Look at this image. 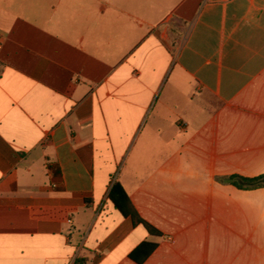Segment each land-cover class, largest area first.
I'll use <instances>...</instances> for the list:
<instances>
[{
	"label": "crops",
	"instance_id": "obj_1",
	"mask_svg": "<svg viewBox=\"0 0 264 264\" xmlns=\"http://www.w3.org/2000/svg\"><path fill=\"white\" fill-rule=\"evenodd\" d=\"M0 41V264H264V0H0Z\"/></svg>",
	"mask_w": 264,
	"mask_h": 264
},
{
	"label": "trees",
	"instance_id": "obj_2",
	"mask_svg": "<svg viewBox=\"0 0 264 264\" xmlns=\"http://www.w3.org/2000/svg\"><path fill=\"white\" fill-rule=\"evenodd\" d=\"M240 179L249 183L250 187L264 186V175L253 179ZM108 197L112 201L116 209H118L125 217H129L135 226L143 225L150 233L155 235L159 234V232L153 226L148 224L140 217L136 208L132 204L128 193L120 183L117 182L111 186ZM156 246V244L143 243L131 253V258L138 263H142L147 259L150 253H152ZM141 253L142 255H139Z\"/></svg>",
	"mask_w": 264,
	"mask_h": 264
},
{
	"label": "built area",
	"instance_id": "obj_3",
	"mask_svg": "<svg viewBox=\"0 0 264 264\" xmlns=\"http://www.w3.org/2000/svg\"><path fill=\"white\" fill-rule=\"evenodd\" d=\"M3 43L0 41V50L2 49ZM71 222V220L69 221Z\"/></svg>",
	"mask_w": 264,
	"mask_h": 264
}]
</instances>
